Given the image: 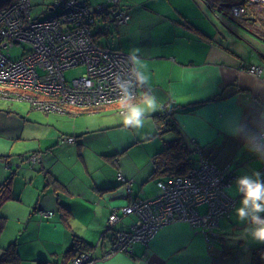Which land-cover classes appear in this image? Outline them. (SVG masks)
Segmentation results:
<instances>
[{
  "label": "crops",
  "instance_id": "crops-1",
  "mask_svg": "<svg viewBox=\"0 0 264 264\" xmlns=\"http://www.w3.org/2000/svg\"><path fill=\"white\" fill-rule=\"evenodd\" d=\"M215 1L231 0L118 1L130 18L114 23L113 44L127 53L139 49L149 86L173 105L176 131L158 129L154 115L161 111L150 114L143 128L125 130L112 107L79 113L0 109V184L11 175L16 197L0 205V259L10 247L14 254L0 264H68L80 245L93 252L90 264H251V249L259 244L234 238L248 224L234 215L241 199L235 180L255 170L264 183V161L257 158L264 152L248 151L264 147V127L256 126L264 124V85L245 71L258 65L264 74V8L238 21L217 10ZM181 105L192 109L182 111ZM39 112L52 126L43 134L31 130ZM71 120V127L57 124ZM177 131L229 174L225 191L234 205L211 231L176 220L147 242L135 240L127 250L107 253L109 228L127 229L136 217L121 208L159 192L154 155ZM26 139L37 148L11 152L12 140ZM34 152L40 160L32 163ZM117 173L131 184L130 194ZM112 212L119 216L113 226Z\"/></svg>",
  "mask_w": 264,
  "mask_h": 264
},
{
  "label": "built area",
  "instance_id": "built-area-1",
  "mask_svg": "<svg viewBox=\"0 0 264 264\" xmlns=\"http://www.w3.org/2000/svg\"><path fill=\"white\" fill-rule=\"evenodd\" d=\"M118 1L93 6L87 0H54L48 6L53 12L36 18L31 15L30 0H8L0 7V98L24 100L43 112L79 113L112 107L120 113L112 81L114 76L129 77V53L101 44L98 31L103 27H94L107 16L117 25L129 20ZM263 8L264 0H235L227 13L241 21L248 12L260 14ZM17 47L21 52L15 55L12 51ZM79 66L82 72L65 77L66 69ZM246 71L257 75L262 67L250 65ZM187 146L195 154L194 166L184 175L158 178L156 195L121 208L122 214L136 217L127 229L115 231L109 239L110 252L127 250L135 240L147 242L160 227L176 220L211 231L229 212L236 201L225 191L231 177L206 156L202 146L194 141ZM34 160H40L39 154L29 155L28 161ZM117 179L130 194L131 184L121 173ZM201 206L205 207L202 211ZM118 219L116 212L108 217L109 223ZM109 229L111 233L113 228ZM77 251L68 264L93 261L92 251Z\"/></svg>",
  "mask_w": 264,
  "mask_h": 264
},
{
  "label": "clouds",
  "instance_id": "clouds-1",
  "mask_svg": "<svg viewBox=\"0 0 264 264\" xmlns=\"http://www.w3.org/2000/svg\"><path fill=\"white\" fill-rule=\"evenodd\" d=\"M137 53L139 49L134 48L128 54L127 62L131 64L129 77L114 76L112 81L116 91V103L119 105L120 124L125 130L143 128L150 114L170 107V104L160 100L155 90L149 86L146 65ZM252 79L257 85H264V74L254 75ZM238 120L233 117L230 121ZM256 126L264 127V124L258 121ZM232 131H235V124ZM248 151L261 153L264 152V147H250ZM257 158L264 161V155H258ZM260 176L261 173L254 170L252 176L240 175L235 180V190L241 199L239 206L234 208V215L238 222L247 221L248 224L234 238L264 244V216L261 215L264 213V183L261 182Z\"/></svg>",
  "mask_w": 264,
  "mask_h": 264
},
{
  "label": "trees",
  "instance_id": "trees-1",
  "mask_svg": "<svg viewBox=\"0 0 264 264\" xmlns=\"http://www.w3.org/2000/svg\"><path fill=\"white\" fill-rule=\"evenodd\" d=\"M235 0L229 1L230 3H233ZM214 2V0H213ZM212 2V5H216L215 3ZM8 3V0H0V7H3ZM119 4V2H118ZM217 3V7H218ZM221 11L225 10V13H227L228 7L227 6H221L220 7ZM111 21L108 20L106 23H104V26L102 29H100L98 34H105L108 35L110 31L108 30L109 23ZM112 23V22H111ZM115 29V26H114ZM111 34V33H110ZM112 35V34H111ZM97 36V33L96 35ZM113 39L115 38V35L110 36ZM264 37V34H263ZM110 47H114L116 49L117 46L113 43L108 44ZM120 50V49H119ZM204 102V101H201ZM182 106V111H190L192 108L191 106H186V105H181ZM31 107V106H30ZM168 111V114L166 113ZM156 118V124L158 125V129H163L165 128V125H162L163 123H166L168 125V129L170 130H175L176 131V122L174 120V111H173V105H170L169 108L165 109L164 111H161L159 114L154 115ZM204 149V147L202 146ZM35 153V152H34ZM33 154V153H32ZM195 156L193 155V152L188 148L186 142L183 140V137L178 133H176V136H174L172 139L164 141L163 148L157 152L154 155L153 159V164H154V169H155V177H163V176H168V175H184L188 170H190L194 164H195ZM11 175H9L3 183L0 184V205L7 199L10 198H16L15 195L11 194V190L9 187V178ZM264 216V214L262 215ZM5 217L0 214V230L3 227ZM122 229H112V234L115 233V231H119ZM110 234V233H109ZM107 234L109 237L110 235ZM114 236V235H113ZM80 239L76 238L72 246L70 247L71 250L74 251L75 246L79 244ZM111 249V248H110ZM110 249L108 252H110ZM77 250H84V251H89V248L84 247V246H77L76 251H74V255L78 252ZM13 260L14 259V254H13V249H10L6 251L1 257L0 260ZM251 264H264V244H259L254 246L251 249Z\"/></svg>",
  "mask_w": 264,
  "mask_h": 264
},
{
  "label": "rangeland",
  "instance_id": "rangeland-1",
  "mask_svg": "<svg viewBox=\"0 0 264 264\" xmlns=\"http://www.w3.org/2000/svg\"><path fill=\"white\" fill-rule=\"evenodd\" d=\"M105 1L106 0H89V2L93 6L98 5V4H102ZM53 2H54V0H31V15H32V17L43 18V17H46V16L50 15L53 11H49L48 10V4L53 3ZM108 18L109 17L107 16L106 21L109 20ZM105 22L101 20L100 22L95 23V25H94L95 30L102 28L104 26V23ZM108 30L110 31V33L112 35H114V23L113 22L112 23L111 22L109 23ZM110 33L108 35H105V34L100 35V37L98 38V41L101 44H111V43H113L114 40H113L112 37H110V36H112ZM12 52L15 55H17V54H19L21 52V49L17 47ZM246 69H247V67L245 68V71H246ZM82 70H83V68L81 66H79V67H73V68H70V69H66L64 71V75H65L66 78H70V77H73L76 74L82 72ZM182 99H184V98H182ZM12 107L14 108L13 110L18 111V112H24V113L30 112L31 113V110L29 108L30 105H29V103L27 101H24V100H13V101H10L8 99L6 100L4 98H0V109L6 110V109L12 108ZM173 111H174V108H173ZM166 113L168 114V111ZM34 118H35V121L36 122L31 125V127H32L31 130L33 132H38V133L43 134L45 131H48L50 127H52L51 125H50V127L47 125L48 124V121L46 120V117L44 116V114L42 112H39V114L37 115V117H34ZM47 119L49 121H51V118L49 119L47 117ZM72 123H73L72 120L70 122H68V121H60V122H57L58 125H60V126H66V127H69V126L71 127L72 126ZM161 123H162V125H165V128L163 127V129L168 130V128H167L168 125H166V123H163V121ZM26 137H29L28 134H26ZM25 148L35 149V148H37V142L34 141V140H31V139H26V140H21V141H18V140L13 141L12 140V149H11V152H16V150H18V149H25ZM29 162H32V163L34 162L35 163L37 161L34 160V161H29ZM221 171H222V169H221ZM139 199H141V198H139ZM135 200H138V199H133L130 203H132ZM129 214H134V213H129ZM110 224H111V226L114 225V223H110Z\"/></svg>",
  "mask_w": 264,
  "mask_h": 264
},
{
  "label": "water",
  "instance_id": "water-1",
  "mask_svg": "<svg viewBox=\"0 0 264 264\" xmlns=\"http://www.w3.org/2000/svg\"><path fill=\"white\" fill-rule=\"evenodd\" d=\"M230 4L231 3L229 1H221V3L218 4L217 10H220V7L221 6H227V7H229Z\"/></svg>",
  "mask_w": 264,
  "mask_h": 264
},
{
  "label": "flooded vegetation",
  "instance_id": "flooded-vegetation-1",
  "mask_svg": "<svg viewBox=\"0 0 264 264\" xmlns=\"http://www.w3.org/2000/svg\"><path fill=\"white\" fill-rule=\"evenodd\" d=\"M109 235H110V237H109L110 239L113 238V234H112V232H111Z\"/></svg>",
  "mask_w": 264,
  "mask_h": 264
}]
</instances>
